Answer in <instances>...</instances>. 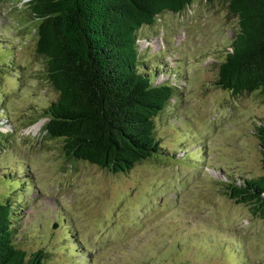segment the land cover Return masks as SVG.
I'll list each match as a JSON object with an SVG mask.
<instances>
[{"label":"rangeland","instance_id":"1","mask_svg":"<svg viewBox=\"0 0 264 264\" xmlns=\"http://www.w3.org/2000/svg\"><path fill=\"white\" fill-rule=\"evenodd\" d=\"M33 27L21 2L0 0V203L14 247L42 251L40 264H264V222L225 194L261 173L264 122L259 92L214 84L237 31L226 1L190 0L136 31L137 70L174 95L152 121L159 153L122 173L67 160L44 134L56 93Z\"/></svg>","mask_w":264,"mask_h":264},{"label":"trees","instance_id":"2","mask_svg":"<svg viewBox=\"0 0 264 264\" xmlns=\"http://www.w3.org/2000/svg\"><path fill=\"white\" fill-rule=\"evenodd\" d=\"M34 22V51L56 98L43 108L42 130L61 141L67 160L122 173L160 151L153 118L174 95L137 70L136 31L190 0H18ZM237 31L214 84L232 96L264 97V0H225ZM261 173L225 184V194L264 222V122L254 127ZM9 200L0 203V264H40L14 247Z\"/></svg>","mask_w":264,"mask_h":264},{"label":"water","instance_id":"3","mask_svg":"<svg viewBox=\"0 0 264 264\" xmlns=\"http://www.w3.org/2000/svg\"><path fill=\"white\" fill-rule=\"evenodd\" d=\"M55 225V224H54ZM54 227V226H53Z\"/></svg>","mask_w":264,"mask_h":264}]
</instances>
